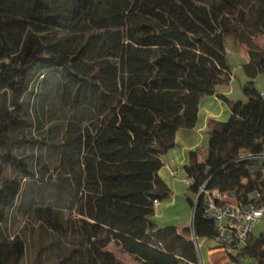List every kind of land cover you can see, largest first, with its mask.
<instances>
[{
  "label": "trees",
  "instance_id": "1",
  "mask_svg": "<svg viewBox=\"0 0 264 264\" xmlns=\"http://www.w3.org/2000/svg\"><path fill=\"white\" fill-rule=\"evenodd\" d=\"M245 28L264 36V0H0V264H24L25 239L8 226L23 179L36 175L25 148L40 139L27 134L26 96L53 76L68 115L52 182L77 216L63 223L48 210L38 220L59 247L51 262L34 264H124L110 241L140 264H197L192 230L217 233L202 201L189 197L191 224L158 227L151 215L154 200L169 194L158 170L175 131L193 126L200 98L229 79L227 34L246 54L247 100L226 98L229 118L212 125L204 159L191 150L184 170L195 194L207 181L264 201V162L237 158L264 151V97L255 85L264 47L244 42ZM65 29L81 38L68 42ZM244 255L264 264L263 232L229 253L236 263Z\"/></svg>",
  "mask_w": 264,
  "mask_h": 264
},
{
  "label": "rangeland",
  "instance_id": "2",
  "mask_svg": "<svg viewBox=\"0 0 264 264\" xmlns=\"http://www.w3.org/2000/svg\"><path fill=\"white\" fill-rule=\"evenodd\" d=\"M244 42L251 44L257 41L264 47V36L257 34L252 36L248 29H244ZM59 35L68 37L67 41L74 44L80 38V34H72L69 30H60ZM225 53L227 60L232 68L235 82L242 75L241 62L245 58V54L241 50L235 49L233 37L230 34L224 36ZM51 77L49 85L44 90L43 87L34 85L33 92L26 96L27 108L31 112V125L27 129V134L33 138L40 139L37 146L29 143L26 145V151L29 153V161L36 171L33 177L23 179L22 192L18 198V204L15 211L14 219H11L8 230L19 229L20 235L25 239L27 249L24 258V264H34L37 257L44 262L49 263L54 258V253L58 249L57 236L53 228L48 225L41 226L38 220L46 216L49 210L50 215L57 214L59 219L65 223L68 219H74L77 216L74 207L70 208V199L67 195L59 193L55 184L52 182L56 170L54 165L58 161V148L62 138L63 131L67 122V109L62 104L61 99L55 88V78ZM264 81V72L259 76V82ZM37 90V92H36ZM42 91L46 95L42 96ZM36 92V93H35ZM237 96L243 97V101L247 97L242 90H237ZM181 177L178 180L179 185L176 190H186L187 196L192 199L196 198L195 193L186 186L184 182L183 172L177 175ZM175 204L167 208L161 214L156 215L155 219L161 224L172 223L180 225L184 220L189 209L186 208L185 199L180 203L176 198ZM264 233V218L259 220L251 229V233L257 236ZM207 239L197 237L198 248L202 250L203 242ZM110 247L118 252L121 258L125 255L119 251V246L110 244ZM203 264L205 261L203 260ZM237 264H256L254 257L244 255L241 257L240 263Z\"/></svg>",
  "mask_w": 264,
  "mask_h": 264
},
{
  "label": "crops",
  "instance_id": "3",
  "mask_svg": "<svg viewBox=\"0 0 264 264\" xmlns=\"http://www.w3.org/2000/svg\"><path fill=\"white\" fill-rule=\"evenodd\" d=\"M245 61L246 54L245 58L241 62V68L242 63ZM242 72L243 73L239 80L235 82V77L232 73V68L230 67L229 79L218 82L214 87L213 93L206 94L200 98L197 110V118L194 125L190 127L182 126L175 131V143L170 149H168L167 152L164 153L162 157V166L158 170L160 178L169 188L168 196L154 203V212L151 215V219L158 227L176 225L172 223L161 224L159 220L155 219L156 215L161 214L167 208H170L172 205H174V201L176 200V198L179 199L181 204L185 199L186 208L187 210L189 209V213L186 214L184 220H181L182 222L180 223L191 224L193 208L189 202V196H187L186 190L175 189V187H178L179 185L178 180L181 179V177H178L177 175L180 171H182L184 182L187 179L184 165L189 162V152L191 150L196 151L197 159L199 161L204 159L207 151L210 128L216 121H224L228 119L231 114V109L228 102L226 101V98L233 101H243V97L237 96V90H242L243 84L248 80V77L245 74L243 68ZM261 73L262 72L258 73L255 77V85L258 88L264 87V81L259 82V76ZM186 186H188V184ZM201 238L207 239L203 242L202 250L198 248L201 264H203V260L205 261V264H237L230 258L229 253L219 244L215 237L204 236ZM112 243L115 244L114 241H110L107 247L113 250L124 264H140V262L136 258H134L128 252L121 250V248L119 247V251H121L122 254L125 255L124 259L121 258L118 252L110 247V244Z\"/></svg>",
  "mask_w": 264,
  "mask_h": 264
},
{
  "label": "built area",
  "instance_id": "4",
  "mask_svg": "<svg viewBox=\"0 0 264 264\" xmlns=\"http://www.w3.org/2000/svg\"><path fill=\"white\" fill-rule=\"evenodd\" d=\"M259 94L264 97V87L259 88ZM237 158H256L262 163L264 162V151L241 150ZM261 177L264 180V168ZM185 182L189 184L190 179H186ZM206 182L199 185L195 201L200 199L204 215L214 220L217 231L216 240L228 253L235 254L240 246L247 243L253 226L264 218V201H243L235 194L223 192L218 187H207ZM256 195L259 196V193L257 192ZM154 202H157V199ZM191 239L197 249V264H201L197 236L193 230ZM256 264H259L257 260Z\"/></svg>",
  "mask_w": 264,
  "mask_h": 264
}]
</instances>
